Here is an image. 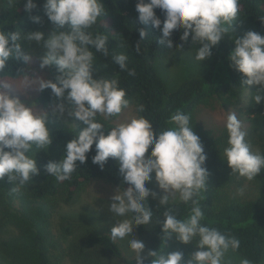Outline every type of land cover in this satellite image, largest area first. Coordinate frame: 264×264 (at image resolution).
<instances>
[{"label": "clouds", "instance_id": "obj_1", "mask_svg": "<svg viewBox=\"0 0 264 264\" xmlns=\"http://www.w3.org/2000/svg\"><path fill=\"white\" fill-rule=\"evenodd\" d=\"M34 8L33 0H26L25 12L30 13ZM43 8L50 22L58 28L67 24V30L53 31L47 38L40 31L0 30V73L5 71L10 61L24 65L31 62L32 54L22 47L21 39L42 46L45 51L39 58L40 68L55 65L57 74L54 80L30 77L23 68H18V71L24 73L26 82L36 81L38 90L50 89L52 95L61 101L52 111L57 119L65 111L62 101L67 100L74 106L69 115L82 122L83 127L77 135L66 142L62 158L44 165L45 173L58 181L70 179L77 169V162L84 164L95 144L92 163L103 170L107 160L114 159L122 183L128 185L123 191L117 188L111 197L109 212L114 219H123H115L110 235L114 242L128 238L136 264H144L149 258H152L150 264H226V254L239 249L240 241L202 223L204 213L195 197L207 186V156L189 115L176 111L170 116L175 126L154 133L150 120L139 115L144 106L138 105L137 115L111 127L105 135V127L96 119L97 115L111 119L128 108L130 102L117 79L94 75L91 49L104 56L109 55L108 38L93 36L87 31L105 13L102 0H44ZM155 9L163 12V21ZM135 10L142 24L150 23L159 29V43L169 49H173V33L183 29L181 42L191 37V42L199 43L195 60L200 63L212 55V48L230 32L240 7L239 0H137ZM30 18L33 22H40L38 16ZM261 22L264 23V19ZM145 35V30L140 29L141 40ZM233 43L235 48L228 55L230 66L245 77L241 82L243 86H259L254 96L255 103L259 104L264 101L261 94L264 92V36L247 31ZM175 47L179 50L183 43ZM134 50L139 54L138 43ZM112 59L121 71L134 75V71L127 68L128 57L125 54L115 55ZM7 88L0 82V180L6 178L9 183L14 182L16 187L12 191L15 192L39 174L36 160L29 152L33 147L48 149L52 136L46 127L49 114L34 113L30 106L10 95ZM225 129L228 147L224 148L223 155L227 166L231 173L252 181L264 169V155L251 151L242 122L234 112L227 115ZM153 173L158 187L166 193L159 197V205L168 204L169 194H178L179 201L185 205L191 202L186 218L178 219L172 208H165L163 220L157 222L161 224L165 239L174 236L182 244H194L195 251L187 259L180 251L146 252L144 241L132 236L135 226L152 222L153 211L148 207L147 199L150 196L156 199L157 194L147 188L146 183L153 178ZM128 214H131L130 218ZM240 264L252 262L241 258Z\"/></svg>", "mask_w": 264, "mask_h": 264}, {"label": "trees", "instance_id": "obj_2", "mask_svg": "<svg viewBox=\"0 0 264 264\" xmlns=\"http://www.w3.org/2000/svg\"><path fill=\"white\" fill-rule=\"evenodd\" d=\"M26 0H14L7 2L0 10V30L34 32L48 26H54L57 32L67 30L66 24L58 28L50 22L45 15L43 8L44 0H33L36 4L30 13L25 12ZM137 0H102L105 7L104 15L97 18L90 31L93 36L104 35L108 38L107 47L109 55L96 52L91 49L94 55L93 70L98 78L117 79L119 87L126 91V98L129 104L144 106V111L139 115L150 120L152 130L158 133L166 128L174 127L170 116L180 111L190 117L194 132L200 137L207 156L205 167L208 170L207 186L195 199L204 213L203 224L216 228L222 233L236 237L240 241V247L235 252L242 258H246L252 264L264 261V169L253 180L257 192L252 198L240 200L234 197L226 204L219 206L221 200L218 194L223 183L222 167L224 156L221 150L219 137L214 136L210 130L194 125L193 112L203 102L212 97L233 96L237 87L250 88V99L248 115L245 120L253 123L257 129H264V101L256 104L254 96L259 86H243L242 80L245 77L230 66L229 53L235 48L233 40L242 37L245 32L240 28L237 31L227 33L217 45L212 48L211 62L207 70L200 75L186 79L181 85L173 90L167 91L162 80L158 76L153 62L158 57H165L176 45L183 43L184 50H195L199 48L198 42H191V37L186 42H181L180 36L183 29L175 31L171 37L173 49L159 43L161 33L159 29L152 27L150 23L142 24L138 20V13L135 10ZM147 2V0H145ZM239 19L243 20L248 31H254L264 36V0H239ZM156 15L163 21L164 14L160 9L154 10ZM38 16L40 22L36 23L30 18ZM144 29L145 37L141 40L139 30ZM23 36V33H22ZM27 40L21 39L22 47L28 51ZM140 48L139 54L134 50L136 44ZM125 54L127 68L134 71L129 75L128 71H121L119 66L113 62L112 57L118 54ZM28 65L16 61H10L8 67L0 78H18L23 72L18 68L27 70ZM55 65L48 67L49 80H54L56 75ZM264 95V92L261 93ZM235 96V95H234ZM36 101L42 105L58 103L50 89L39 90ZM66 101V100H64ZM63 102V101H62ZM107 135L111 123L97 116ZM83 127L82 122L70 126L68 124H50L47 128L52 136V143L49 147L53 150H40L35 147L29 152L36 160L39 174L34 176L32 184L21 187L19 191H12L16 184L9 183L7 179L0 180V264H51L50 247L55 246L51 228L52 208L48 199L60 197L64 202L71 201L88 181L93 178L104 179L117 186L121 191L128 185L122 183V176L118 171V164L109 158L103 170L92 163L91 157L95 155V144L84 164L77 162V169L72 173L70 179L58 181L54 176H49L44 171V165L49 161H59L64 153L67 141L75 137ZM259 154L264 155V143H261ZM146 187L152 189L147 182ZM148 207L153 211L152 222L144 226H135L137 238L145 243V251L157 250L160 252L183 251L184 258L190 255L187 247L178 242L174 236L165 239L162 236L161 224L165 208H172L178 219L186 218L191 210V202L185 205L179 198L167 205L161 206L151 196L147 199ZM66 233L69 228L64 229ZM83 243L89 247H101L112 256L120 259L122 264H136L135 254L131 258L124 257L120 247L109 235L97 234L88 235L83 238ZM184 248V250H182ZM145 259L144 264H150Z\"/></svg>", "mask_w": 264, "mask_h": 264}, {"label": "rangeland", "instance_id": "obj_3", "mask_svg": "<svg viewBox=\"0 0 264 264\" xmlns=\"http://www.w3.org/2000/svg\"><path fill=\"white\" fill-rule=\"evenodd\" d=\"M14 0H0V10L6 5L7 2ZM240 28L246 33L248 27L245 22L236 18L230 28L231 31L239 33ZM44 34L45 38L57 29L54 26H48L44 29L37 30ZM28 51L32 54L31 62L27 67V74L32 76H39L43 79L49 80L48 67L40 68V56L44 54L42 46L34 42H26ZM195 50H173L165 57H158L154 60L153 66L158 76L162 80L167 91L177 89L182 82L194 76L200 75L210 66L211 56L201 61L200 63L195 60ZM0 82L8 86L7 90L10 95L18 97L26 106H30L34 113L47 112L49 118L46 127L50 124H68L75 126L80 121L69 115L72 111L73 105L69 101H63L65 111L60 119L52 114L55 106L60 103H52L42 105L36 101L39 93L38 83L32 81L26 82L24 74L18 78H0ZM234 95L229 98L212 97L206 102L200 104L193 112L194 125L210 130L211 133L219 137L221 141V150L223 152L225 147H228L227 140L228 134L225 129L227 115L234 112L242 122V129L246 132V141L250 145L253 153H259L261 143H264V129L259 130L257 126L254 127L253 123L245 120L246 117L253 119V115H248L247 110L249 107L250 88L237 87L233 91ZM137 115L136 106L129 104L128 108L122 109V112L111 119L106 120L103 116L97 115L105 119L113 125V127L121 123L131 116ZM50 153L53 151L48 147ZM151 149L149 148V152ZM146 153V157H147ZM224 156V155H223ZM152 179L148 182L157 194L156 200L159 202V197L165 195L158 187L157 182L152 174ZM223 183L219 189L218 194L221 200L219 206L226 204L234 197L240 200H247L252 198L257 192V187L254 182L248 181L246 178L238 174L231 173V169L227 166L224 157L222 167ZM33 180V179H32ZM27 183L24 188L33 181ZM118 187L107 182L104 179L93 178L88 181L80 190L77 195L69 202H64L60 197H51L48 199L49 205L52 208L51 228L53 232V239L56 241L55 246L50 247V255L52 258L51 264H122L120 259L112 256L108 251L101 247H89L83 243V238L88 235L106 234L110 235L111 227L116 223V220L123 219L121 217L113 218L109 212L108 207L112 203L111 197ZM119 191H121L118 188ZM243 190V194H241ZM178 198V194L173 196L169 194V202ZM131 214H128V218ZM68 227L69 232L66 233L64 229ZM132 236L137 238L136 229L134 227ZM117 245L124 257L131 258L135 253L130 249L128 238L123 240H116ZM186 244H183L185 246ZM187 247V248H186ZM184 248L191 254L195 251L194 244L189 243ZM182 248V250H184ZM183 252V251H180ZM241 256L236 252L229 251L226 254V264H240ZM258 264H264L260 262Z\"/></svg>", "mask_w": 264, "mask_h": 264}]
</instances>
